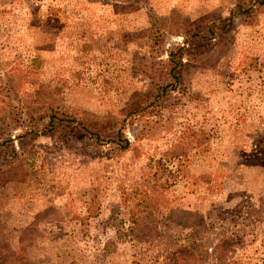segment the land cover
Segmentation results:
<instances>
[{
    "label": "rangeland",
    "instance_id": "374dc122",
    "mask_svg": "<svg viewBox=\"0 0 264 264\" xmlns=\"http://www.w3.org/2000/svg\"><path fill=\"white\" fill-rule=\"evenodd\" d=\"M261 1L0 0L8 264H264Z\"/></svg>",
    "mask_w": 264,
    "mask_h": 264
},
{
    "label": "trees",
    "instance_id": "16d2710c",
    "mask_svg": "<svg viewBox=\"0 0 264 264\" xmlns=\"http://www.w3.org/2000/svg\"><path fill=\"white\" fill-rule=\"evenodd\" d=\"M262 4H264V1H261L260 5H262ZM153 28H155V27L152 26V28H151V30H152L151 32L152 33H153ZM156 37H157V35H156ZM169 72H170V75L174 76V78L177 77L176 73L175 74L173 73V69H170ZM161 75L165 76V75H167V73H164L163 71H161ZM112 140H114V141H112L113 143L118 144L120 146L121 150H127V148L129 147V142L127 141V139H123V141H122L119 138V136H116V138L112 139ZM186 258L187 257H183V259H186ZM6 260L7 259H4V257L2 258V256L0 255V264H8V262ZM175 264H178V263H175ZM180 264H184V263H180Z\"/></svg>",
    "mask_w": 264,
    "mask_h": 264
}]
</instances>
